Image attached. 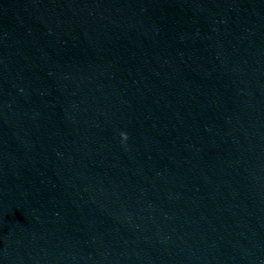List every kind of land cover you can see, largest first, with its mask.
I'll use <instances>...</instances> for the list:
<instances>
[{
    "label": "clouds",
    "instance_id": "clouds-1",
    "mask_svg": "<svg viewBox=\"0 0 264 264\" xmlns=\"http://www.w3.org/2000/svg\"><path fill=\"white\" fill-rule=\"evenodd\" d=\"M121 137H122L124 140H127V139H128V135H127V133H125V132H122V133H121Z\"/></svg>",
    "mask_w": 264,
    "mask_h": 264
}]
</instances>
